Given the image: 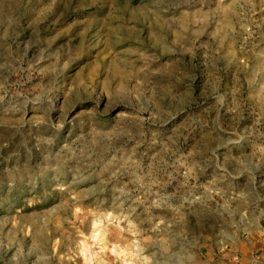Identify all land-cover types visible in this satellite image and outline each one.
I'll use <instances>...</instances> for the list:
<instances>
[{
  "label": "rangeland",
  "instance_id": "1",
  "mask_svg": "<svg viewBox=\"0 0 264 264\" xmlns=\"http://www.w3.org/2000/svg\"><path fill=\"white\" fill-rule=\"evenodd\" d=\"M264 263V0H0V264Z\"/></svg>",
  "mask_w": 264,
  "mask_h": 264
},
{
  "label": "crops",
  "instance_id": "2",
  "mask_svg": "<svg viewBox=\"0 0 264 264\" xmlns=\"http://www.w3.org/2000/svg\"><path fill=\"white\" fill-rule=\"evenodd\" d=\"M243 264H246V263H243ZM257 264H261L260 262L259 263H257ZM264 264V263H263Z\"/></svg>",
  "mask_w": 264,
  "mask_h": 264
}]
</instances>
